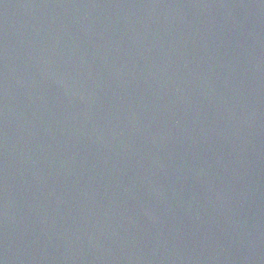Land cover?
<instances>
[{
    "label": "water",
    "instance_id": "1",
    "mask_svg": "<svg viewBox=\"0 0 264 264\" xmlns=\"http://www.w3.org/2000/svg\"><path fill=\"white\" fill-rule=\"evenodd\" d=\"M0 264H264V0H0Z\"/></svg>",
    "mask_w": 264,
    "mask_h": 264
}]
</instances>
